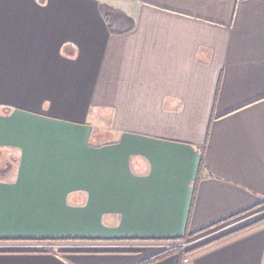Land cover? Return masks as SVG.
Masks as SVG:
<instances>
[{"label": "crops", "instance_id": "0c3cea01", "mask_svg": "<svg viewBox=\"0 0 264 264\" xmlns=\"http://www.w3.org/2000/svg\"><path fill=\"white\" fill-rule=\"evenodd\" d=\"M117 1L0 0V264H264V0Z\"/></svg>", "mask_w": 264, "mask_h": 264}, {"label": "rangeland", "instance_id": "374dc122", "mask_svg": "<svg viewBox=\"0 0 264 264\" xmlns=\"http://www.w3.org/2000/svg\"><path fill=\"white\" fill-rule=\"evenodd\" d=\"M121 2H123V0L113 2V3L111 2V4H113V6L116 7V6H120ZM95 130L96 131H94V133L92 135L94 140H98L101 137L107 138L110 136L107 132L104 135H100L97 127H95ZM8 162H9L8 160L0 161V167L6 166L8 164ZM262 215H264V206L262 207V210L257 214V216H262ZM210 237H212V234H210V232H208V233H203V234L197 235L196 237L187 238V239H184L181 241H167V242H160V243L154 242V243H151L150 248H151L152 252L156 251V250L159 251V249L161 250V249L173 246V245H177V246L182 247V248H188V247L194 246L196 244H199V243L209 239Z\"/></svg>", "mask_w": 264, "mask_h": 264}, {"label": "trees", "instance_id": "16d2710c", "mask_svg": "<svg viewBox=\"0 0 264 264\" xmlns=\"http://www.w3.org/2000/svg\"><path fill=\"white\" fill-rule=\"evenodd\" d=\"M108 11L109 10L107 8H104L105 16L109 19L111 17V13L108 12ZM7 170H9V169H5L3 172H6ZM261 204H264V202L261 203ZM197 234H199V233H189V234H186L185 236H183L181 238H178V239H175V240L176 241H181V240L190 238L192 236H195ZM213 239L207 240L206 242H204V243H202V244H200L198 246H202L204 244H207L209 241H212ZM175 240H170V241H175ZM195 247L196 246L192 247V249L195 248ZM188 249H191V248H188ZM188 249H186V250H188ZM182 251H184V248L179 247L177 245H173V246H170V247H167V248H164V249H161V250L157 251L156 253L152 254L147 260L141 262L140 264H147V263H150V262L158 261V260H161V259H163V258H165V257H167V256H169V255H171L173 253H177V252L180 253Z\"/></svg>", "mask_w": 264, "mask_h": 264}]
</instances>
